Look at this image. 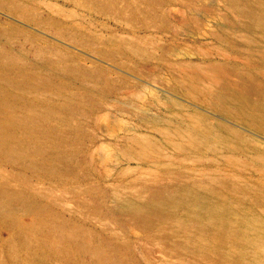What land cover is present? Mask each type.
Masks as SVG:
<instances>
[{"label":"rangeland","instance_id":"374dc122","mask_svg":"<svg viewBox=\"0 0 264 264\" xmlns=\"http://www.w3.org/2000/svg\"><path fill=\"white\" fill-rule=\"evenodd\" d=\"M0 14V264H264V97L205 70L264 76V0Z\"/></svg>","mask_w":264,"mask_h":264},{"label":"crops","instance_id":"0c3cea01","mask_svg":"<svg viewBox=\"0 0 264 264\" xmlns=\"http://www.w3.org/2000/svg\"><path fill=\"white\" fill-rule=\"evenodd\" d=\"M215 60L216 61H211V63H209L211 65L213 64V66H209L205 69L208 77L219 79L221 87L229 88L234 91L236 104L239 108L245 110L251 97L257 96L258 99L264 97V76L259 74L255 69H249L244 60L231 61L229 57ZM103 62L107 65L103 67V69H115L112 65L107 64L105 61ZM232 62H234L237 67H232ZM121 74L124 73L122 72ZM196 76H201V74L196 73ZM259 80L262 83H258ZM262 114L264 115V104L262 105L261 116H263Z\"/></svg>","mask_w":264,"mask_h":264},{"label":"water","instance_id":"95a60500","mask_svg":"<svg viewBox=\"0 0 264 264\" xmlns=\"http://www.w3.org/2000/svg\"><path fill=\"white\" fill-rule=\"evenodd\" d=\"M0 16H1L2 18H5V19L10 20L11 22L18 23L17 21H15L14 19L10 18V17L7 16V15L0 14ZM89 61H90L93 65H95V66H100V67H102V68L107 66V65L103 62V60H101V59H99V58H96V57H93V56L89 57Z\"/></svg>","mask_w":264,"mask_h":264},{"label":"bare ground","instance_id":"6f19581e","mask_svg":"<svg viewBox=\"0 0 264 264\" xmlns=\"http://www.w3.org/2000/svg\"><path fill=\"white\" fill-rule=\"evenodd\" d=\"M239 97L241 98V95L239 94ZM243 98V97H242ZM251 118V117H250ZM107 153V152H106ZM175 193V192H174ZM180 193H182V192H180ZM179 193V194H180ZM253 241V240H252ZM108 258H110V257H108ZM105 258H102L101 259V261L102 260H104ZM128 261L130 262V264H138V262H137V260H136V258H135V256H132L131 258H129L128 259ZM10 263V262H9Z\"/></svg>","mask_w":264,"mask_h":264}]
</instances>
